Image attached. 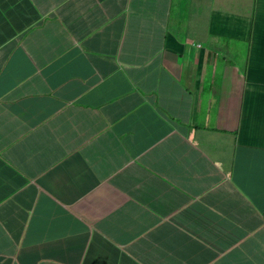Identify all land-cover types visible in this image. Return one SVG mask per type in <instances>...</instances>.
<instances>
[{"label": "crops", "instance_id": "0c3cea01", "mask_svg": "<svg viewBox=\"0 0 264 264\" xmlns=\"http://www.w3.org/2000/svg\"><path fill=\"white\" fill-rule=\"evenodd\" d=\"M154 1L0 0V76L18 39L54 33L25 83L0 78L1 260L264 264V0H200L184 22ZM218 154L221 204L191 231L179 165Z\"/></svg>", "mask_w": 264, "mask_h": 264}, {"label": "rangeland", "instance_id": "374dc122", "mask_svg": "<svg viewBox=\"0 0 264 264\" xmlns=\"http://www.w3.org/2000/svg\"><path fill=\"white\" fill-rule=\"evenodd\" d=\"M136 3V0H133ZM148 3L153 4L155 3L154 0H146ZM160 5H163L164 3H169L173 12H174V16L173 18L176 19L178 22H184L187 19V11H189L190 9L193 8V4L190 0H160L157 1ZM243 6L245 8H249L250 7V0H244L243 2ZM125 8L126 11L128 12V17H130L131 13H137V16L135 17V22H138L139 20H141V16L138 10V6L135 4V8H132V1L129 3L125 4ZM130 13V14H129ZM179 13L182 14V16H179ZM242 20L244 21V23H250L249 19L247 18H242ZM88 23H90L89 20H86ZM80 23H76L75 24V28L79 27ZM231 32V29L229 30ZM54 37V33L52 32H48V33H44L42 35H39L37 37V41H38V46L35 50L30 49L27 51V53H21V49H20V39L17 40V43L13 44L11 46V52H12V57L14 58L11 66H12V73L11 74H4L1 75L0 78H9L12 79L14 81H19V82H23L25 83L27 81L26 78V72H29V69L31 68V65L33 63L34 60H36L38 57H40L41 54V43L43 42H50ZM134 46V45H133ZM245 46H242V48L244 49ZM146 48V47H145ZM18 58V60H17ZM210 65L216 66L218 63V57H215L214 59H212L211 61L208 62ZM235 68L238 70H242V68L240 66H238V63L235 65ZM191 72V70H190ZM225 77H228L227 75ZM226 80H229L228 78ZM5 83V80L3 81V84ZM191 83L192 85H197V80H195L193 77L191 79ZM24 138H20L19 142H22ZM26 140V139H25ZM31 140V139H30ZM27 141V140H26ZM32 141V140H31ZM216 168L219 167L218 164L214 165ZM245 180V179H243ZM237 182H238V178H237ZM245 182V181H244ZM47 237L45 238L48 241H52L57 237H60L59 234H54V235H50L49 231L47 230ZM33 232L32 231H28L26 238H25V247L23 249H32L34 246L33 245H28V238H32L33 237ZM37 239V238H36ZM35 239V240H36ZM175 240L178 241L180 240V237L176 234L175 235ZM17 242V239L14 240V242L11 244L10 247H12L13 245H15ZM187 242H189V238H187ZM59 251L58 249H54ZM20 253H21V249H20ZM19 253V254H20ZM1 260V259H0ZM4 262L5 264H10V259L9 257L4 258L3 260L0 261Z\"/></svg>", "mask_w": 264, "mask_h": 264}, {"label": "clouds", "instance_id": "9594fccd", "mask_svg": "<svg viewBox=\"0 0 264 264\" xmlns=\"http://www.w3.org/2000/svg\"><path fill=\"white\" fill-rule=\"evenodd\" d=\"M178 1V0H175ZM193 4V7L197 6L200 0H190ZM236 138V148H247L240 144V134L238 131L232 133ZM207 143V139L203 138L200 141V144L205 147ZM209 150H212L209 149ZM216 160H209V164L214 167L213 170L207 173L201 174H193L188 173L181 165H179V175L185 179L186 181L194 182L196 191L195 195V208H194V221L191 226V231L200 230V218L203 214H205L209 209L220 205L221 203L216 200V187L215 181L220 173L224 170V157L221 154L215 156ZM218 164L219 167H215L214 165ZM188 176V178H187Z\"/></svg>", "mask_w": 264, "mask_h": 264}, {"label": "trees", "instance_id": "16d2710c", "mask_svg": "<svg viewBox=\"0 0 264 264\" xmlns=\"http://www.w3.org/2000/svg\"><path fill=\"white\" fill-rule=\"evenodd\" d=\"M187 178H188V176H187ZM195 184H196V183H194L193 181L189 183V185H191L192 188H195Z\"/></svg>", "mask_w": 264, "mask_h": 264}]
</instances>
